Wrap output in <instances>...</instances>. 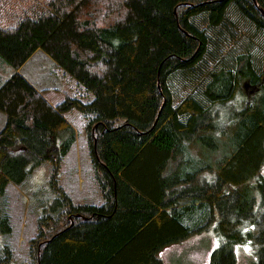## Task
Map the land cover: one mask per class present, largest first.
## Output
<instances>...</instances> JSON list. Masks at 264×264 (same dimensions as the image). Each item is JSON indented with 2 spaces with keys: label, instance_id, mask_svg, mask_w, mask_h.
Segmentation results:
<instances>
[{
  "label": "trees",
  "instance_id": "trees-1",
  "mask_svg": "<svg viewBox=\"0 0 264 264\" xmlns=\"http://www.w3.org/2000/svg\"><path fill=\"white\" fill-rule=\"evenodd\" d=\"M92 2L0 0V56L16 70L0 88V233L12 232L9 183L49 162L54 196L27 264H163L165 246L212 224L208 264H236L244 241L264 264V0H121L100 23ZM211 42L225 49L205 66ZM38 50L94 98L54 106L17 71ZM176 75L192 89L180 100ZM73 110L101 204H77L61 184ZM13 257L5 246L0 264Z\"/></svg>",
  "mask_w": 264,
  "mask_h": 264
},
{
  "label": "rangeland",
  "instance_id": "rangeland-1",
  "mask_svg": "<svg viewBox=\"0 0 264 264\" xmlns=\"http://www.w3.org/2000/svg\"><path fill=\"white\" fill-rule=\"evenodd\" d=\"M118 3H121V0H94L89 5L92 11L90 16L97 23H100L106 12L113 7L112 4ZM228 40H230L229 36L225 41ZM225 45L231 53L239 49L230 41L226 42ZM217 47L211 42L210 49L205 55V66H211L218 61V54L221 55L225 47L220 46L218 50ZM43 56L41 53L36 55L25 67L24 73L35 84L37 82L40 88H44L43 95L49 101L57 105L65 99L66 95L78 96L84 101H91L94 98L93 92L86 90L75 77L55 61ZM5 66L11 67L0 56V77H2L0 82L7 77ZM175 79L178 80L174 85L176 98L180 100L192 92V89L185 82L180 81V75H176ZM251 88L252 86L247 89L245 87L247 94ZM198 91L199 89L193 91L195 97L199 96ZM239 98L240 101L242 97ZM236 101L232 104H236ZM65 116L75 127L77 140L63 162L61 184L75 203L101 204L103 203V196L100 192L89 151L86 118L78 110L68 112ZM219 154L222 156L227 153L219 151ZM51 170V164L45 162L38 166L22 184L9 183L7 187L3 202L6 204V210L10 215L12 232L0 233V256L4 253L5 246H8L14 253V264H27L30 241L38 234L40 217L43 215L48 202L53 199L54 193L50 187ZM261 174L264 177V167L261 168ZM50 209L51 207H48V210ZM218 242V233L212 224L201 233L197 232V234H193L182 241L165 246L160 251V256L163 264H208L210 252L218 246ZM254 247L255 245L251 242H235L233 250L237 256L236 264H256L257 255Z\"/></svg>",
  "mask_w": 264,
  "mask_h": 264
},
{
  "label": "crops",
  "instance_id": "crops-1",
  "mask_svg": "<svg viewBox=\"0 0 264 264\" xmlns=\"http://www.w3.org/2000/svg\"><path fill=\"white\" fill-rule=\"evenodd\" d=\"M42 50H39V51H37L35 54H33L28 60H27V62H25L17 71L19 72V73H21V74H23L31 83H32V85L34 86V87H36L39 91H42L43 92V89L44 88H40L39 87V85H38V83L36 82V84L33 82V81H31V79L24 73V69H25V67L36 57V55H38L39 53H41L42 55H44L43 57H45V58H48V59H50L51 61H54L47 53H45V52H43ZM2 61V60H1ZM4 65H6V64H4ZM10 65V64H9ZM6 67V70H7V73H6V79H4L3 81H1L0 82V88L8 81V79L16 72V70L12 67V65H11V67L10 66H5ZM2 77H0V79H1ZM54 106H55V104L52 102V101H50ZM70 122V121H69ZM71 123V122H70ZM5 124H6V116H5V114L2 112V111H0V131L4 128V126H5ZM69 154V153H68Z\"/></svg>",
  "mask_w": 264,
  "mask_h": 264
},
{
  "label": "water",
  "instance_id": "water-1",
  "mask_svg": "<svg viewBox=\"0 0 264 264\" xmlns=\"http://www.w3.org/2000/svg\"><path fill=\"white\" fill-rule=\"evenodd\" d=\"M256 88H258V86L257 85H253L249 93L253 92Z\"/></svg>",
  "mask_w": 264,
  "mask_h": 264
},
{
  "label": "flooded vegetation",
  "instance_id": "flooded-vegetation-1",
  "mask_svg": "<svg viewBox=\"0 0 264 264\" xmlns=\"http://www.w3.org/2000/svg\"><path fill=\"white\" fill-rule=\"evenodd\" d=\"M246 86V89L249 87V85H245Z\"/></svg>",
  "mask_w": 264,
  "mask_h": 264
}]
</instances>
